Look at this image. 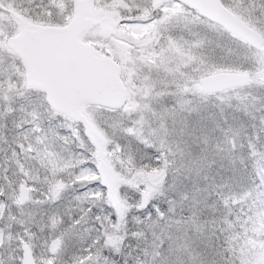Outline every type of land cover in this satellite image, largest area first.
Returning a JSON list of instances; mask_svg holds the SVG:
<instances>
[{
  "label": "snow or ice",
  "instance_id": "obj_1",
  "mask_svg": "<svg viewBox=\"0 0 264 264\" xmlns=\"http://www.w3.org/2000/svg\"><path fill=\"white\" fill-rule=\"evenodd\" d=\"M0 264H264V0H0Z\"/></svg>",
  "mask_w": 264,
  "mask_h": 264
}]
</instances>
